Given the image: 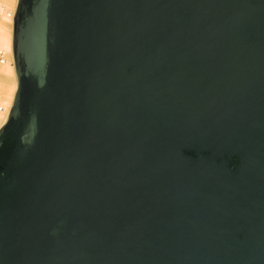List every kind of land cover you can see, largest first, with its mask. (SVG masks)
Listing matches in <instances>:
<instances>
[{
    "label": "water",
    "instance_id": "water-1",
    "mask_svg": "<svg viewBox=\"0 0 264 264\" xmlns=\"http://www.w3.org/2000/svg\"><path fill=\"white\" fill-rule=\"evenodd\" d=\"M0 264H264V0H17Z\"/></svg>",
    "mask_w": 264,
    "mask_h": 264
},
{
    "label": "rangeland",
    "instance_id": "rangeland-1",
    "mask_svg": "<svg viewBox=\"0 0 264 264\" xmlns=\"http://www.w3.org/2000/svg\"><path fill=\"white\" fill-rule=\"evenodd\" d=\"M17 0H0V50L5 52V61H0V126L5 122L17 88L12 52V28ZM9 44L10 50L6 45ZM11 53V54H10ZM11 68V69H10ZM11 70V72H9Z\"/></svg>",
    "mask_w": 264,
    "mask_h": 264
},
{
    "label": "built area",
    "instance_id": "built-area-1",
    "mask_svg": "<svg viewBox=\"0 0 264 264\" xmlns=\"http://www.w3.org/2000/svg\"><path fill=\"white\" fill-rule=\"evenodd\" d=\"M6 56H5V52L3 50H0V61L3 62L5 61ZM0 109H2V107H0Z\"/></svg>",
    "mask_w": 264,
    "mask_h": 264
},
{
    "label": "bare ground",
    "instance_id": "bare-ground-1",
    "mask_svg": "<svg viewBox=\"0 0 264 264\" xmlns=\"http://www.w3.org/2000/svg\"><path fill=\"white\" fill-rule=\"evenodd\" d=\"M6 47H8V50H10V46H9V44H7ZM1 50H2V49H1ZM10 54H11V53H10ZM10 69H11V68H10Z\"/></svg>",
    "mask_w": 264,
    "mask_h": 264
},
{
    "label": "crops",
    "instance_id": "crops-1",
    "mask_svg": "<svg viewBox=\"0 0 264 264\" xmlns=\"http://www.w3.org/2000/svg\"><path fill=\"white\" fill-rule=\"evenodd\" d=\"M0 44H2V40H0ZM2 45H3V44H2ZM9 72H11V70H10Z\"/></svg>",
    "mask_w": 264,
    "mask_h": 264
}]
</instances>
